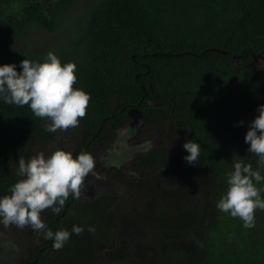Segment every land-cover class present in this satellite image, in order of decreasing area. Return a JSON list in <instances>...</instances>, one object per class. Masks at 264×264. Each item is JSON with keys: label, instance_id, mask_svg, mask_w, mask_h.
Here are the masks:
<instances>
[{"label": "trees", "instance_id": "obj_1", "mask_svg": "<svg viewBox=\"0 0 264 264\" xmlns=\"http://www.w3.org/2000/svg\"><path fill=\"white\" fill-rule=\"evenodd\" d=\"M76 4L0 0V46L40 33L52 43L0 52V64L19 71L24 58L52 51L75 63L74 87L90 94L79 125L55 132L27 105L0 100V195L19 179L18 159L32 157L35 144L49 143L47 154L68 150L61 131L74 155L93 153L100 171L98 184L94 172L85 179L98 195H70L60 214L41 213L54 231H84L57 250L42 230L25 227L35 243L9 264H264V210L246 228L216 207L236 154L258 168L244 135L264 103L256 59L264 53V0H90L74 12ZM186 139L201 145L195 166L184 160Z\"/></svg>", "mask_w": 264, "mask_h": 264}, {"label": "clouds", "instance_id": "obj_2", "mask_svg": "<svg viewBox=\"0 0 264 264\" xmlns=\"http://www.w3.org/2000/svg\"><path fill=\"white\" fill-rule=\"evenodd\" d=\"M76 65L49 51L42 60L20 61L19 71L15 63L0 64V100L7 104L27 105L32 113L45 120L46 131L67 130L77 127L86 115L90 94L74 87ZM256 115L249 121L244 141L247 152L258 158V168L245 163L240 155L233 170L226 175V191L216 202L218 210L232 217H239L246 228L254 227L255 211L264 210V189L257 184L264 181V103L257 106ZM243 124V121L240 122ZM116 144L115 141L113 145ZM126 145V143H125ZM184 160L191 166L199 162L201 145L195 139H186ZM93 155L87 151L73 154L63 148H54L47 155L38 152L32 157L18 159L17 179L7 194L0 195V223L18 228L31 226L43 231L44 238L52 241L59 250L73 234L79 235L84 228L73 225L53 230L46 227L41 213L51 209L60 214L69 196L78 199L86 177L95 167ZM89 231L94 227L89 226Z\"/></svg>", "mask_w": 264, "mask_h": 264}, {"label": "rangeland", "instance_id": "obj_3", "mask_svg": "<svg viewBox=\"0 0 264 264\" xmlns=\"http://www.w3.org/2000/svg\"><path fill=\"white\" fill-rule=\"evenodd\" d=\"M90 0H77L76 6L73 8V11H79L83 9L84 6L87 5V3ZM65 17L69 16V13H65ZM48 36L46 34L40 33L39 35H27V40H24L23 38H8L5 42H3L0 46V52L9 50L11 48H18L21 46H26L30 43L36 44L41 43L44 44L45 47L50 48L52 47V43L47 40ZM259 60L257 61L258 65L264 67V53L261 54V56L258 57ZM56 135L58 136V139L61 140L63 145L69 150H73V145L70 140H68V137L64 135V132H57ZM157 143V140H156ZM113 146V144L111 145ZM51 145L48 143L43 149H39V147L35 144L32 148V156L37 154L38 152H44L47 154V152L50 150ZM122 170V169H121ZM107 171V169H106ZM132 171V167H129L127 169H124L123 172L129 173ZM100 171H96L95 178H97V175ZM133 174H138V171ZM94 183L98 184V181H93ZM89 181L85 180L84 185L82 186V190L84 189V186L89 185ZM96 187H93L91 194L96 196L99 193L95 190ZM81 197V193L80 196ZM120 199H126L124 194H122ZM130 228L134 229L133 223L130 222ZM27 228H31V226H25ZM18 228L16 225L12 224L9 226H4L2 223H0V264L1 262L6 261L8 258L13 259V255L11 254L12 248H16L18 250V253L15 255V260L21 258V256H24L26 252L30 249L32 245H34L35 240L29 236V234L26 233V228Z\"/></svg>", "mask_w": 264, "mask_h": 264}, {"label": "flooded vegetation", "instance_id": "obj_4", "mask_svg": "<svg viewBox=\"0 0 264 264\" xmlns=\"http://www.w3.org/2000/svg\"><path fill=\"white\" fill-rule=\"evenodd\" d=\"M259 56H261V54H258V56H256V59H257V61L259 60ZM133 124V122L131 123V125ZM115 135L113 136V139L110 141V144H109V149H111L112 148V144L114 143V141H115ZM154 139V145L156 146V144L157 145H160V142L158 141V139H159V137L158 136H156L155 138H153ZM156 140H157V143H156ZM127 146V145H126ZM155 148V147H154ZM74 151V149L72 150V152ZM92 155H93V153H92ZM102 156V155H101ZM93 157H94V159H95V156L93 155ZM104 160V162L101 164V166L103 167L107 162H106V160L105 159H103ZM96 161V160H95ZM130 162L131 161H128V162H125V163H123V164H121V165H123V170L124 169H127V168H129V167H131V165H130ZM95 165H97V162L95 163ZM104 169V168H103ZM103 169H101V170H103ZM94 172V174L92 175V178H93V181H95L96 180V178H95V175H96V170L95 169H93V171L92 172H90V173H93ZM139 174V173H138ZM137 174V175H138ZM92 189H93V184L92 183H89V185H87V187H86V185L84 186V189H83V191H81V197L83 196V197H85V198H90V197H93L94 195H92L91 194V191H92ZM29 252V250L26 252V254ZM16 253H18V250L16 249V248H12V251H11V254L13 255V259H11V260H13L15 263H18L19 262V259H17L18 260V262H17V260H15V255H16ZM25 254V255H26ZM24 255V256H25ZM21 257H23V256H21ZM2 264H9V262H8V259L6 260V261H4V262H1Z\"/></svg>", "mask_w": 264, "mask_h": 264}, {"label": "water", "instance_id": "obj_5", "mask_svg": "<svg viewBox=\"0 0 264 264\" xmlns=\"http://www.w3.org/2000/svg\"><path fill=\"white\" fill-rule=\"evenodd\" d=\"M94 187V186H93Z\"/></svg>", "mask_w": 264, "mask_h": 264}]
</instances>
